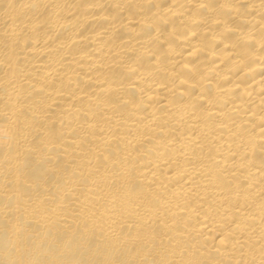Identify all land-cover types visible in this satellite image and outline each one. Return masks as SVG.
I'll use <instances>...</instances> for the list:
<instances>
[{
    "label": "bare ground",
    "instance_id": "bare-ground-1",
    "mask_svg": "<svg viewBox=\"0 0 264 264\" xmlns=\"http://www.w3.org/2000/svg\"><path fill=\"white\" fill-rule=\"evenodd\" d=\"M0 264H264V0H0Z\"/></svg>",
    "mask_w": 264,
    "mask_h": 264
}]
</instances>
